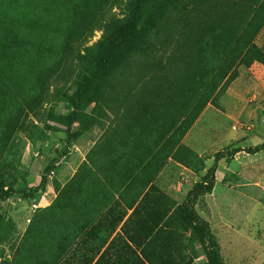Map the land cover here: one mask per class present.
<instances>
[{"label": "rangeland", "instance_id": "1", "mask_svg": "<svg viewBox=\"0 0 264 264\" xmlns=\"http://www.w3.org/2000/svg\"><path fill=\"white\" fill-rule=\"evenodd\" d=\"M187 3L192 10L193 3ZM102 7L103 12L108 11L95 30H87L89 12L81 13L76 8L67 10L64 19L56 17L50 23L56 31L53 41L57 51L53 58L48 56L38 63L48 67L60 62L57 69L45 72L54 80L66 70L68 83L44 85L38 76L45 73H29L24 76L27 85L19 100L15 97L9 104L10 115L2 126L9 141L1 151L0 180L15 193L0 203V264L63 262L70 246L87 235V147L96 142L99 145L106 128L100 115L109 118L108 109L115 111L117 100L129 105L135 99L155 100L153 90L165 89L175 78H169L164 69L170 53H165L164 46L151 55L134 53L122 62L109 85L92 87V102L83 104L77 110L83 116L70 123L68 117L74 108L65 96L76 90L84 73V59L111 42L106 26L114 19L126 21L131 16L130 0H115ZM223 9L229 13L226 22L210 18L214 11ZM194 12L186 20L198 28L189 60L200 61L205 75L197 86L212 89L213 95L192 124L189 117L200 95L189 105L185 100L172 99L168 91L165 94L169 100H155L158 106L165 102L162 110L171 133L168 149L173 160L187 168L188 179L180 174L171 197L156 188L155 197L145 198L136 218L133 216L123 235L119 233L113 240L120 237V242L128 241L139 251L147 250L152 264H204L203 256L189 240L190 232L179 208L193 185L213 167L216 154L225 151L228 155L217 165L215 186L197 210L210 222L224 264H264V151L249 153L264 143V26L258 29V23L264 20V0H200ZM73 17L85 26L84 38L81 44L59 52L64 42L78 35L72 28L76 23ZM236 41L235 54L223 70L229 69V74L222 80L220 69L226 56L221 62L216 56L225 43H232L231 49ZM182 59L175 58L177 71L181 66L184 71ZM176 86L174 94L185 96L188 87L184 79H178ZM198 120L201 133L193 135L191 129ZM187 133L189 147L181 144ZM112 138L104 136L105 140ZM124 199L129 207L131 203ZM121 208L111 209L102 222L111 233L107 238L113 237L128 213ZM137 218H145V223L135 224ZM114 244L117 246V242ZM116 253L111 260L116 261Z\"/></svg>", "mask_w": 264, "mask_h": 264}, {"label": "trees", "instance_id": "2", "mask_svg": "<svg viewBox=\"0 0 264 264\" xmlns=\"http://www.w3.org/2000/svg\"><path fill=\"white\" fill-rule=\"evenodd\" d=\"M114 1L0 0V134L2 135V139H0V159L2 157L1 151H4V146L9 141V138L6 136L8 132L2 130V126L10 115L9 108L12 101L15 97L19 100L23 90L26 89L27 81L24 79V76L26 77L32 72H43L45 74L38 76V78L44 85H51L56 82L68 83L67 76H65L66 70L61 76L55 78L57 80H52L53 76H49L48 72H45L57 69L60 62H58V66L52 64L48 67H44V63L39 64L44 62L48 56L53 58L57 51L56 41H53L55 37L54 32L56 31L50 26V23L55 22L56 17L60 19L67 17V10L77 11L76 9H81V13L85 11L89 12L86 21L87 30H95L108 11L103 12L102 6H107L108 3ZM199 1L189 0L194 5L192 10H190L187 0H130L132 9L130 18L126 21L114 19L106 26L111 42L101 48L96 55L84 59L85 63L82 64L84 73L79 78L80 81L77 83L76 90L72 95L65 96L67 102L74 108V111L68 117L69 122L74 123L79 120L78 117L83 116L77 110L83 104L92 102L91 98H89L92 94V87L109 85L116 77L118 68L125 59L137 52H144L145 55L149 53L147 55H151L150 53L159 51L157 49H161L164 46L165 53L170 52L169 61L164 66V69L169 74V78H172L173 75L175 78L173 81L169 80L170 84L165 89L157 88L153 90L156 94L155 100L157 97H166L169 100L165 94L168 91L172 93V99L185 100L187 101V105H189L200 95V102L189 117V124H192L213 95L212 89H202L201 86H197L201 82V77L205 75L201 73L200 61L195 58L189 60L191 56L189 53L193 52L191 44L194 41L197 42L195 37L198 35V28L195 23L188 24L189 22L186 20H188V16L190 17V15L195 14L194 10L198 9ZM227 10L223 9L218 13L214 11L213 15L210 14V18L226 22V19L229 17ZM73 18L76 22L72 24L73 30L76 31L74 35H78L72 37L74 38L73 41L67 40L64 42L62 47L58 49L60 50L59 52L68 46L82 43L81 40L84 38L85 26L82 23L80 26L79 20L75 17ZM170 18L171 20L168 22ZM263 26L264 20L258 23V29ZM67 30L68 28H66V35ZM223 33L226 34L227 32ZM178 36L180 37L175 39ZM159 41H161V45L158 44ZM238 42L236 41L231 49L229 48L232 43H225L226 45L222 48L221 53L216 56L218 62H221L224 56H226L222 61L220 69L222 71V80L229 74V69L226 72H223V70L233 58ZM66 55L69 56L71 54H65L64 56ZM178 56L183 57L181 63H183L185 72L182 70V66L181 71H177L174 68L176 66L174 64L176 62L175 58ZM180 61L181 59L178 62ZM60 67L62 68L63 66ZM69 74L70 72L67 75ZM209 74L210 72H208L207 76ZM178 79H184V84L188 87L185 91V96L182 97L174 94V90H177L176 83ZM18 115L15 114V117L19 118ZM262 151H264V143L251 148L249 153L257 154ZM227 155L228 153L225 151H220L216 154L213 167L208 170L201 182L194 185L188 193L186 200L179 208L190 232L189 240L193 245H196L203 256L204 264H224L218 240L212 232L210 223L198 212L197 206L206 196L211 194L216 182L217 165L221 159L227 158ZM14 193L15 190L12 187L6 189L5 182L1 179L0 203ZM119 240L120 237L112 242L114 244V242ZM126 253L129 254L136 264H152L149 261L147 250L143 249L137 252L130 249ZM109 254L110 252H107V254L105 252L96 264L105 263L106 258H109Z\"/></svg>", "mask_w": 264, "mask_h": 264}, {"label": "crops", "instance_id": "3", "mask_svg": "<svg viewBox=\"0 0 264 264\" xmlns=\"http://www.w3.org/2000/svg\"><path fill=\"white\" fill-rule=\"evenodd\" d=\"M162 103L163 106H158L152 99H135L129 105L127 101L117 100L115 111L108 109L112 120L100 115L101 121L106 122V128L101 133L99 145L96 142L87 147V235L70 246L69 253L65 254L60 264H96L105 252L111 253L103 264H136L126 252L139 250L133 243L120 242L122 238L115 246L111 242L114 236L123 235L133 216L136 218L135 213L142 207L145 198L155 197L156 188L171 197L180 174L188 179L187 168L181 167L170 155L167 141L171 133L165 123V110H162L165 102ZM198 123L199 120L191 129V134L200 135ZM109 135L114 138L105 140ZM189 137L190 133H187L181 144L189 147ZM124 198L131 203L129 207ZM135 198L139 199L135 201ZM121 207H125L128 213L120 221L113 237L107 238L111 233L108 228L102 227V222L107 212ZM139 223H145V218H137L135 224ZM93 235L98 237L93 238ZM104 240L108 241L103 243ZM114 251L117 252L116 261L110 258Z\"/></svg>", "mask_w": 264, "mask_h": 264}]
</instances>
